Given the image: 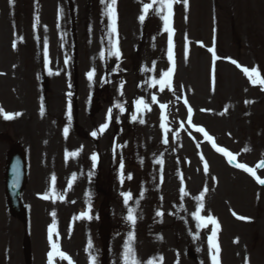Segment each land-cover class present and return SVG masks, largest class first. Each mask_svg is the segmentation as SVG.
<instances>
[{
	"label": "rangeland",
	"instance_id": "1",
	"mask_svg": "<svg viewBox=\"0 0 264 264\" xmlns=\"http://www.w3.org/2000/svg\"><path fill=\"white\" fill-rule=\"evenodd\" d=\"M151 2L117 0V33L110 40L111 21L106 10L110 0H0V55L9 56L24 71L12 90L0 89V108L21 113L13 122L0 120V264H25L21 239L19 235L15 238L23 233L24 225L9 216L4 198L7 151L14 142L24 144V140L29 142L25 144L32 167L43 158V172L33 170L28 182L29 201L36 195L34 191L49 187L53 176L57 179V191L46 200L37 195L35 203L40 208H32V231L34 226L37 239L32 245L34 264L40 253L39 240L43 264L48 223L62 226L56 227L54 236L74 252L77 249V264H90L89 240L97 264H123L129 231L135 233L133 247L141 264L149 260L156 264H211L207 238L213 226L197 227L193 215L200 203L197 197L205 188L201 215H212L219 223L221 264H264V185L237 172L227 157L192 127H203L217 145L234 150L240 161L253 163L264 157V90L231 63L236 60L264 74V0H188L187 7L177 0L172 17V61L168 59L163 13L155 11L159 5H153L143 23L139 20L143 5ZM39 36L44 46L47 42V67L35 44ZM114 42L121 52L119 59L110 54ZM213 47L220 57L215 63L208 51ZM104 49L109 55L106 60L100 56ZM107 60L111 61L108 66ZM5 62L0 57V63ZM43 66L47 83L42 84ZM169 68H173L171 88L153 86ZM93 69L90 81L87 73ZM93 92L101 99V110L95 115L89 108ZM138 99L150 108L139 116L144 123L131 118ZM117 104H123L125 111ZM189 107L192 124L186 114ZM109 109V127L93 137L91 133L106 122ZM162 123L168 129L167 144ZM65 127L69 129L67 137ZM135 147L137 154L127 157V151ZM74 151L79 155L66 159V153ZM94 153L105 163L101 171L112 178L105 211L114 230L106 260L101 256L98 232V209L106 194L95 191ZM204 161L209 166L207 173ZM73 174L77 178L69 188ZM129 191L133 198L125 205L121 193ZM89 207L91 219L76 218ZM128 208H137L135 226L126 219ZM158 211L163 215L157 216ZM233 212L249 219H237Z\"/></svg>",
	"mask_w": 264,
	"mask_h": 264
},
{
	"label": "snow or ice",
	"instance_id": "2",
	"mask_svg": "<svg viewBox=\"0 0 264 264\" xmlns=\"http://www.w3.org/2000/svg\"><path fill=\"white\" fill-rule=\"evenodd\" d=\"M101 2L106 3V0H101ZM116 2H117V0H110V3H106L107 15L111 21V23L109 25V27H110V40H111V36L115 35L117 33ZM10 3H14V0H10ZM175 3H177V0H152L151 3H146L143 5V10H142L143 14L140 15V17H139L140 22L143 23L146 16L149 13V10L153 9V5H156V4L159 5V7L157 9H155V11L157 13H163L162 19L164 21V30L168 33V43H169L168 59H169V61L173 60V54H172V34H173L172 17H173V5ZM183 3H184V6L187 7L188 0H183ZM201 46H203V45H201ZM13 47H15V44L13 45ZM208 51L211 52V54H212L213 63H215V61L217 59H220V57L217 56L214 47L209 48ZM110 54L115 56L117 59H119V57L121 56V52H120V49L118 47V43H115V42L112 43V50H111ZM100 56L101 57L104 56L103 51L100 53ZM185 56H187V49L185 51ZM44 57H45V66L47 67V64H48L47 42H45V46H44ZM65 63H67V60H65ZM231 63L236 65L238 68L242 67L236 60H231ZM242 71L248 77L249 81L253 85H260L261 90H264V74L261 73V70L259 68L252 67L251 69H249L248 67H243ZM49 74H52L51 70H49ZM56 74H58V73H56ZM94 75H95V69H93L87 73V77L90 81L93 80ZM172 76H173V68H169L167 71H165L163 73V75L161 76V78L158 81H153V86H155L156 84H159V87L161 90H164L165 88H171ZM122 86L123 85H121V87ZM70 95H71V93H69V96ZM152 101L153 102L156 101L155 96L152 97ZM185 103H187V101H185ZM116 107L119 108L121 112L125 111L123 104H117ZM135 107H136V112L131 117L133 121H137L139 119V116L143 112L150 111L149 105L143 99L136 100ZM164 107H165L164 105H161V108H164ZM43 111H44V108H43V106H41V113H43ZM192 114H193V111H192L191 107H189L188 108V123L189 124H192ZM0 115H3V118L5 120H11V119H14L16 116L21 115V113H18V112L17 113H9V112L5 111L3 108H0ZM68 116H69V120H71V104H69V106H68ZM111 119H112V110L109 109L106 122L104 124L100 125V128L98 129V131H93L91 133V135L93 137H97L98 134H102L109 127L108 121H111ZM139 122L144 123V120L139 119ZM161 127L165 129L166 138L164 140V143L167 144L168 143V139H167L168 129L165 127V125L163 123L161 124ZM192 127L195 128L196 132L202 133L204 138L212 145V147L217 152H219L223 156L227 157L229 164H232L234 167L242 169L246 173H249L259 184L264 185V179H262L259 175H257V169H264V161L259 162L255 168L249 167L248 165L243 164V163H235V161L237 159L236 156L232 152L228 151L226 148L218 147L214 138L211 135H209V133L203 127H198L196 125H192ZM68 133H69V129L67 127H65L64 128L65 137L68 136ZM197 147H199V144L197 145ZM78 155H79V152H76V151L68 152V153H66V159L69 157H76ZM91 160L93 161L92 166L94 168L96 166V162L98 160L97 154L94 153L91 156ZM201 160H204L203 155H201ZM157 162L162 163V161H157ZM208 167L209 166H208L207 161H204L205 173L208 172ZM120 174H121V183H123V181H124V163H123V161H121V163H120ZM76 178H77L76 175L73 174L71 180L68 182L69 188L72 187V184L76 180ZM127 179L128 180L132 179L131 174L127 175ZM213 179H215V178H213ZM52 180H53V182H55L56 177L53 176ZM180 191L185 196L188 194L183 188H181ZM206 191H207V188H205L204 192H201L200 196L197 197V200L200 203H199V206L197 207L196 212L193 215L198 222L197 227H207L208 225L213 226L211 229V234L207 238L208 250H209V254H210V258H211V264H221V259H220L221 248H220V245L218 243L219 223H218L217 219L212 215H207V216L201 215V212H202L203 207H204L202 201H203V198H204ZM121 195L123 196L125 205H127L129 203V201L132 200V198H133V194L130 191L129 192H122ZM43 198L48 199L49 197L46 194ZM58 198L63 199V196H60ZM142 198H143V193L141 192L140 193V199H142ZM139 202L140 201L138 199L136 201L137 208L139 207ZM137 208H128V213H127L126 219L133 226H135L136 221H137V216H136ZM89 212H90V207H89L88 212H83L76 218L77 219H91L92 217L89 215ZM53 215H55V213H53ZM156 215L162 216L163 213L158 211L156 213ZM233 215L236 216V218L240 219V220L249 219L247 217L238 216L235 212H233ZM55 234H56V225L53 224L48 229V240H49V243L51 245V251L48 253V264H53V260L56 257H59L60 260L67 261L68 264H73L72 258L68 254H66L64 251H62L60 244L57 242V240L53 239ZM134 241H135V233H134V231H129L127 234V239L125 240L124 245H123V253H122L123 264H141V262L137 259L136 252H135V249L133 247ZM87 247L89 250L90 264H97V258L92 253L93 244H92L91 240H89ZM162 259L163 258L161 257L160 260L162 261ZM147 264H156V262L154 260H149L147 262Z\"/></svg>",
	"mask_w": 264,
	"mask_h": 264
},
{
	"label": "bare ground",
	"instance_id": "3",
	"mask_svg": "<svg viewBox=\"0 0 264 264\" xmlns=\"http://www.w3.org/2000/svg\"><path fill=\"white\" fill-rule=\"evenodd\" d=\"M10 83V82H9ZM20 89H21V91H24L23 89H22V84H20Z\"/></svg>",
	"mask_w": 264,
	"mask_h": 264
}]
</instances>
